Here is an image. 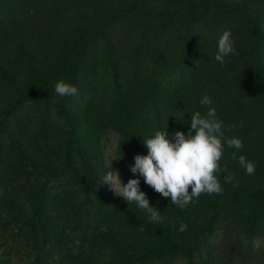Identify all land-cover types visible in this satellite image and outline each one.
I'll return each mask as SVG.
<instances>
[{
    "label": "rangeland",
    "instance_id": "1",
    "mask_svg": "<svg viewBox=\"0 0 264 264\" xmlns=\"http://www.w3.org/2000/svg\"><path fill=\"white\" fill-rule=\"evenodd\" d=\"M225 30L238 54L221 65ZM257 65L264 79V0H0V264H264ZM61 80L77 95H56ZM184 82L215 95L225 137L244 146L236 159L224 146L223 193L181 209L130 171L149 138L142 119L136 135L129 124L133 108L144 114L152 94ZM110 168L123 184L140 180L162 223L102 184Z\"/></svg>",
    "mask_w": 264,
    "mask_h": 264
},
{
    "label": "clouds",
    "instance_id": "2",
    "mask_svg": "<svg viewBox=\"0 0 264 264\" xmlns=\"http://www.w3.org/2000/svg\"><path fill=\"white\" fill-rule=\"evenodd\" d=\"M238 54L230 30H225L217 41L215 61L225 64V58ZM56 95L75 96L78 89L63 80L54 86ZM201 105L208 106L206 114L195 112L190 115V127L187 134L182 131H156L154 135L143 141L148 149L147 155H136L134 164L130 166L133 174H139L144 182L163 198H170L173 205L183 209L201 194H222L223 187L218 180L222 172H226L225 181L231 182L233 176L226 166L221 164L225 144L236 151L232 158L236 159V152L243 148V141L236 137L226 138L223 122L216 118V109L212 107V100L204 96ZM242 126V125H241ZM236 126L233 125L232 128ZM115 159V158H114ZM238 162L246 170L247 175H254L256 165L248 161L243 155ZM108 184L115 195L128 203H135L137 207L146 211L151 222L160 224L163 217L160 212L150 206L145 192L140 190L139 179H129L123 184L117 171L111 168L103 178L102 184ZM187 229L181 224L180 231ZM253 250H259V240L252 241Z\"/></svg>",
    "mask_w": 264,
    "mask_h": 264
},
{
    "label": "trees",
    "instance_id": "3",
    "mask_svg": "<svg viewBox=\"0 0 264 264\" xmlns=\"http://www.w3.org/2000/svg\"><path fill=\"white\" fill-rule=\"evenodd\" d=\"M160 18L159 16H156ZM164 20V18H160ZM166 21H187L188 17L174 16L171 18H165ZM257 30V27H255ZM161 63V62H158ZM73 71L66 74L67 80L73 79ZM156 81L161 85L162 82L167 78L166 75L160 72L155 73ZM255 86L262 87L264 85V79L259 71V66H256L254 71ZM192 84L186 82L182 84H173L168 87L164 94L156 95L152 94L147 100L146 107L144 108V114L139 112V107H135L131 110V115H135V121L129 124L134 126V135L138 132L136 124L139 122L137 119H142L139 126H144L143 132H146L147 138H151L156 131L168 130L169 134L174 131H182L187 134L188 128L190 127V115L195 112H200L202 115L208 111V106L201 105L200 101L204 96H208L212 100V107H215V95L206 89H200V86L193 87L194 89L189 90L188 87H192ZM264 98V95H263ZM149 103V104H148ZM129 112V111H128ZM58 115H62L61 111L57 112ZM143 115V117H142ZM140 142V141H139ZM148 151V149H147ZM86 167L89 170V164L86 160ZM95 183V182H93ZM257 196L262 194L257 193ZM23 228L31 230L33 227V221H27L23 224Z\"/></svg>",
    "mask_w": 264,
    "mask_h": 264
}]
</instances>
